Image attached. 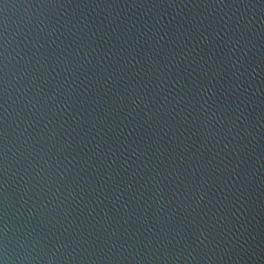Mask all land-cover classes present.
<instances>
[{
	"label": "water",
	"instance_id": "95a60500",
	"mask_svg": "<svg viewBox=\"0 0 264 264\" xmlns=\"http://www.w3.org/2000/svg\"><path fill=\"white\" fill-rule=\"evenodd\" d=\"M0 264H264V0H0Z\"/></svg>",
	"mask_w": 264,
	"mask_h": 264
}]
</instances>
